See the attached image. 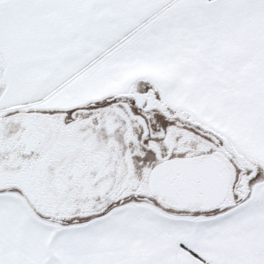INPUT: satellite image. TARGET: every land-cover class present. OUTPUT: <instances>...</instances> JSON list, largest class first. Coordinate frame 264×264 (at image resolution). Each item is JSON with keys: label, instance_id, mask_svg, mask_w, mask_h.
I'll list each match as a JSON object with an SVG mask.
<instances>
[{"label": "snow or ice", "instance_id": "1", "mask_svg": "<svg viewBox=\"0 0 264 264\" xmlns=\"http://www.w3.org/2000/svg\"><path fill=\"white\" fill-rule=\"evenodd\" d=\"M0 264H264V0H0Z\"/></svg>", "mask_w": 264, "mask_h": 264}]
</instances>
